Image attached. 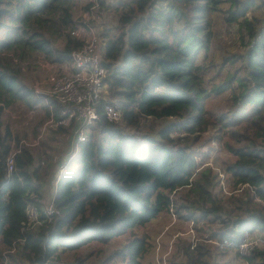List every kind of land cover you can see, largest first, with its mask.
<instances>
[{"label": "trees", "instance_id": "16d2710c", "mask_svg": "<svg viewBox=\"0 0 264 264\" xmlns=\"http://www.w3.org/2000/svg\"><path fill=\"white\" fill-rule=\"evenodd\" d=\"M77 1L0 0V264H147L155 246L148 226L171 209L182 219L217 222L207 239L227 238L239 254L246 232L264 234V207L254 200L264 195V26L246 16L251 8H264V0H226L225 20L238 26L242 39L244 30L248 36L244 53L224 58L226 74L212 87L214 95L233 92L234 104L240 103L233 117L207 107L212 93L200 58L212 42V13L224 0H115L110 6L88 1L87 12L95 2L117 12L120 29L103 31L99 44L107 69L100 118L57 184L52 201L58 214L41 213L40 223L29 222L27 205H41L40 169L52 166L48 145L42 140L36 154L20 147L9 177L5 159L13 137H36L51 117L49 106L58 116L55 100L25 79L42 61L69 63L83 45L71 34L81 23L74 18ZM106 101L121 111L123 124L102 113ZM145 118L167 123L155 135L125 131L138 130ZM210 129L232 157L223 167L237 191L226 197L216 187L227 177L208 164L207 153L199 162L194 154L192 142ZM203 241L180 240L174 251L180 258L171 262L212 264L211 250L227 246ZM115 242L104 254L103 245ZM81 248L61 259L59 251ZM246 257L250 264L264 262L259 250Z\"/></svg>", "mask_w": 264, "mask_h": 264}, {"label": "rangeland", "instance_id": "374dc122", "mask_svg": "<svg viewBox=\"0 0 264 264\" xmlns=\"http://www.w3.org/2000/svg\"><path fill=\"white\" fill-rule=\"evenodd\" d=\"M88 1L91 0H78L73 10L74 18L79 19V21L81 22L80 25L76 27L79 29L77 35L80 37L85 34V32H83L84 28H81L83 26V21L88 19V16L94 13L98 15V17L94 18L95 20H91L89 23L96 29V33L98 35L101 34V37L96 34L98 44H101L100 40L102 38L104 39V37L102 36L103 31L108 30L110 31L111 35L118 34L120 32V29L117 28V12H114L113 10L110 11V9L105 6V10H101L96 7V10H94V12L89 13L85 11L83 7ZM106 1H108V6L115 2V0ZM228 7L229 3L224 0V2L220 4V10L212 13V42L208 52L206 54L201 53L200 58L206 66L204 75L205 86L212 93V97L208 100L207 107L210 110H213L214 113L223 112L226 113L229 117H233L239 111V108L236 107L240 105L239 101L234 104L233 92L228 90L223 92L222 94L214 95V91L212 90V87L221 82L226 74V67H220L224 58L231 54L238 57V55L244 53V50L246 49L248 44V36L246 35V31L244 30V39H242V33L239 32L238 26L225 20V11L228 9ZM246 16L249 19L253 20L257 27L260 28L264 26V8L262 6L251 8L247 11ZM61 40L62 39H58L56 42L60 44L62 43ZM65 64L67 65V63ZM65 64H49L45 61H42L36 68L29 71L26 76L25 83L29 86H32V88H34L36 92L47 94L53 82L63 74V70L66 69ZM63 65L64 69L62 70ZM169 120L172 121L175 119ZM117 123L123 124L121 121ZM165 123H167V121L158 122L157 120L155 122L150 118H145L142 119L141 125L138 130L133 127L125 126V131L135 133L139 131L140 133L145 132L155 135L157 134L158 130L165 125ZM44 124L45 122L39 128V132L36 137L32 138L31 136H28L27 138H25L24 136H21L20 140H25L26 145L30 146L33 153L35 154V150H38L37 147L40 146L42 140L46 141V145H48V147H45V149L47 148L51 157L54 153H59V156L66 154V147L68 146V144H70L71 146V126L70 128L66 126L68 128L66 131H58L50 128L43 133L42 127L44 126ZM18 131L20 130L18 129ZM214 132V130L210 129L207 132L200 134L196 138V140L192 142V144L196 148V152L194 154L197 162H199L202 159L203 155L207 153V156H204V158H206L208 164L212 165L215 171L219 170L225 175L224 177H227V179H223V184L219 180L220 184L216 187V192H218L220 197H226L230 195L229 192L235 194L236 192L233 191L237 189L235 188L236 186L233 185L230 176H227L224 172L225 165L223 161H230L232 157L226 152L224 148H221L218 143L213 140V138H211ZM175 134L181 135V132L175 131ZM20 140L17 142L13 137L10 143V148H13L14 150L17 149ZM75 159L76 157L70 160L71 165L74 164L73 161ZM37 164L38 163L35 162L34 166H36ZM51 164L52 166L47 171H44L43 168L40 169L41 173L45 175L40 188V207H47L49 201L53 196V193L55 192V185L52 183L55 163L52 161V159ZM219 187H221V190H219ZM184 190L185 189H179L177 190V192H181ZM176 195L177 194H174V196ZM218 227L219 224L217 222H194L191 220L182 219L178 217L177 214H175L174 209H171L168 212H163L148 226V231L152 235L155 246L146 255L145 262L147 264H173L171 262V259L179 260L180 258V252L175 255L176 252L174 251H176L178 247L177 243H180V240L183 239H193L196 244L197 241L202 240L206 241L207 243H218V239H207L209 232L217 229ZM204 241L203 243H206ZM118 245L119 243L117 242L113 243L112 245H103L102 251L104 254H106L112 248ZM92 248L93 247H89L88 250ZM85 249L86 248H81L76 251L61 250L59 251V254L62 260H68L71 259L75 253L83 252L85 251ZM96 252L97 251H94L93 253ZM211 253L212 255L210 256V260L212 264H250L247 257H243L237 254L236 249L228 245L225 246V248H222V250L220 247L219 250L213 248L211 250ZM257 264H264V262L261 259H258Z\"/></svg>", "mask_w": 264, "mask_h": 264}, {"label": "built area", "instance_id": "2783aa9c", "mask_svg": "<svg viewBox=\"0 0 264 264\" xmlns=\"http://www.w3.org/2000/svg\"><path fill=\"white\" fill-rule=\"evenodd\" d=\"M96 7L98 5L95 2L88 12H94ZM96 17L98 15L92 13L88 16V19L83 21V26H86L83 29L85 34L80 36L83 39V45L72 52L69 63L65 64L66 69L63 70L64 65L62 67L63 74L53 82L47 92V95L58 104V116L54 117V108L49 106L51 117L45 122L42 132L59 126H71L70 140L73 144V148L65 154V158H61L59 153H54L51 157L55 163L52 178L55 189L59 180L68 170V163L76 157L78 143L86 141L89 127L100 118L99 103L107 91L104 81L107 69L102 65L103 60L96 29L89 23L91 20H95ZM78 30L72 31L71 34L78 36ZM102 111L109 121H120L122 119L121 111L113 101H106L102 106ZM23 145H26V141L22 139L18 143L17 149L10 148L7 153L5 160L7 177L13 173L14 155ZM220 176L223 177L222 174ZM52 199L53 196L47 207L38 208L31 203L27 205L26 213L30 223H40L38 219L41 213L46 215L58 214ZM254 200L264 207V195H254ZM229 244L230 241L227 238L218 242L220 246ZM254 250H259L264 255V234L260 231L246 232L238 244L239 254L243 257L251 255Z\"/></svg>", "mask_w": 264, "mask_h": 264}, {"label": "crops", "instance_id": "0c3cea01", "mask_svg": "<svg viewBox=\"0 0 264 264\" xmlns=\"http://www.w3.org/2000/svg\"><path fill=\"white\" fill-rule=\"evenodd\" d=\"M71 148H73V144H72V143H71V146H70V144H68V146L66 147V153H67ZM61 158H65V154H63V155L61 156Z\"/></svg>", "mask_w": 264, "mask_h": 264}]
</instances>
